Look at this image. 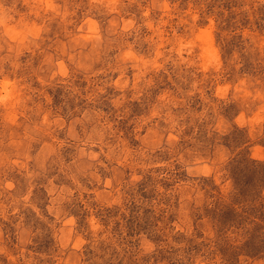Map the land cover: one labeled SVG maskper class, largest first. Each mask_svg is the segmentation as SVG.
Wrapping results in <instances>:
<instances>
[{
  "label": "clouds",
  "instance_id": "1",
  "mask_svg": "<svg viewBox=\"0 0 264 264\" xmlns=\"http://www.w3.org/2000/svg\"><path fill=\"white\" fill-rule=\"evenodd\" d=\"M0 264H264V0H0Z\"/></svg>",
  "mask_w": 264,
  "mask_h": 264
}]
</instances>
